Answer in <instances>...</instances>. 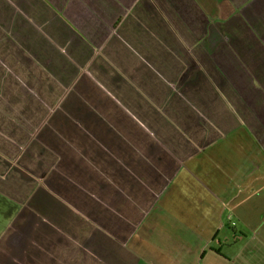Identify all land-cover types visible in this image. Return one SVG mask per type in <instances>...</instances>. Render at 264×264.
<instances>
[{
  "label": "crops",
  "instance_id": "crops-1",
  "mask_svg": "<svg viewBox=\"0 0 264 264\" xmlns=\"http://www.w3.org/2000/svg\"><path fill=\"white\" fill-rule=\"evenodd\" d=\"M0 264H264V0H0Z\"/></svg>",
  "mask_w": 264,
  "mask_h": 264
}]
</instances>
